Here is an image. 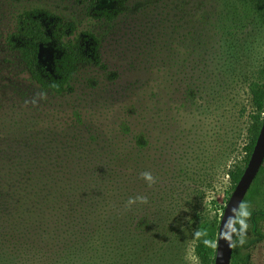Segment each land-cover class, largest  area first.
Returning <instances> with one entry per match:
<instances>
[{"label":"rangeland","instance_id":"374dc122","mask_svg":"<svg viewBox=\"0 0 264 264\" xmlns=\"http://www.w3.org/2000/svg\"><path fill=\"white\" fill-rule=\"evenodd\" d=\"M139 1L96 26L106 70L84 64L58 98L35 89L6 37L33 6L89 24L86 0H0V231H37L40 264H203L196 230L222 213L228 172L247 156L264 0ZM40 58L51 66L49 51ZM242 204L249 264H264L250 216L264 211V161ZM78 232L92 234L87 252Z\"/></svg>","mask_w":264,"mask_h":264},{"label":"trees","instance_id":"16d2710c","mask_svg":"<svg viewBox=\"0 0 264 264\" xmlns=\"http://www.w3.org/2000/svg\"><path fill=\"white\" fill-rule=\"evenodd\" d=\"M97 1L86 0L84 17H88L90 23L84 25L82 23L80 25L77 16L66 17L63 16L62 12H52L41 6H33L20 13L16 28L6 37V40L18 51L19 62H23L21 65L29 72L31 84L34 85L37 91L58 98L67 96L69 90L73 88V83L70 79L84 64H93L100 69L106 70L107 66L102 60L100 47V40H102L104 32H101L96 26L99 28L109 26V23L118 17L119 14L137 9L140 1L136 0L134 4L130 5L129 0H109L112 3H116V7L111 6L112 4L99 6ZM260 6L264 7V3ZM86 8L89 10L86 11ZM44 51H49L52 55L51 66H48L40 58L41 53ZM261 73L264 76V67L261 69ZM115 76V72H108V77L113 78ZM250 92L252 107L248 128L250 146L244 163L236 165L228 172L232 190L239 181L249 160L264 120V80L262 83L254 81L250 85ZM75 114L76 120L80 121L79 114L77 112ZM135 139L136 144L142 146L145 144L144 136L139 135ZM76 190L79 191V195L83 194L79 189ZM32 195L33 193L21 195V200L25 201L27 197ZM17 200L20 201L19 198ZM17 205L16 203H9V209L10 206ZM4 206L0 205V208L4 209ZM221 215L222 213L213 217L196 230L197 243L195 253L203 264H214L216 246L211 247L206 241L216 245ZM251 215L254 223L253 232H262L264 211L261 213L253 212V214L250 213ZM139 219L144 226L150 225L147 216L144 215ZM240 228V223L236 219L231 263L237 264V261H240L242 264H249L252 256L250 258L248 253L249 245L246 242L243 244L239 243ZM91 237V232L87 234L78 232L75 234L74 241L79 243L77 245L78 252L88 251L89 244L93 240V237ZM40 243V236L37 231L35 233H32V231L26 233L19 228L0 231V264H40L38 259L41 251ZM63 253H65L64 250H62L61 254ZM67 253L65 257L71 255L68 251ZM239 255H242L241 258ZM81 260L82 264H87L86 259Z\"/></svg>","mask_w":264,"mask_h":264},{"label":"water","instance_id":"95a60500","mask_svg":"<svg viewBox=\"0 0 264 264\" xmlns=\"http://www.w3.org/2000/svg\"><path fill=\"white\" fill-rule=\"evenodd\" d=\"M264 161V120L243 173L231 192L220 218L214 264H231L234 229L240 204ZM227 237L228 239H226Z\"/></svg>","mask_w":264,"mask_h":264},{"label":"clouds","instance_id":"9594fccd","mask_svg":"<svg viewBox=\"0 0 264 264\" xmlns=\"http://www.w3.org/2000/svg\"><path fill=\"white\" fill-rule=\"evenodd\" d=\"M142 176H143V178H144L145 180H147V181H153V177H152L151 174H149V173H143ZM150 186H151V183H150ZM136 199L139 200L140 203H147V198H146V197H137ZM132 203H133V199L130 198L129 201H128V205L130 206ZM245 206H246L245 204H240V208H241L242 210L244 209ZM241 214L244 215V216H248V215H249V213L244 212V211H242ZM240 223H241V226H242V230H243L244 228H247V227H248L247 225L244 224L243 221H240ZM243 237H244L243 235L240 236V240H239V243H240V244H243V243L245 242ZM225 238L228 239L227 237H225ZM206 243H207L209 246H211V247H215V246H216V245H215L214 243H212V242H208V241H206Z\"/></svg>","mask_w":264,"mask_h":264}]
</instances>
